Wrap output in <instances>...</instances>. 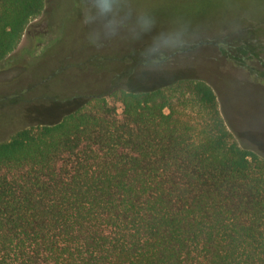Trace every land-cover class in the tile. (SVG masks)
<instances>
[{"label": "trees", "instance_id": "trees-1", "mask_svg": "<svg viewBox=\"0 0 264 264\" xmlns=\"http://www.w3.org/2000/svg\"><path fill=\"white\" fill-rule=\"evenodd\" d=\"M44 9L0 0V63ZM0 264H264V158L205 81L94 97L0 142Z\"/></svg>", "mask_w": 264, "mask_h": 264}, {"label": "rangeland", "instance_id": "rangeland-1", "mask_svg": "<svg viewBox=\"0 0 264 264\" xmlns=\"http://www.w3.org/2000/svg\"><path fill=\"white\" fill-rule=\"evenodd\" d=\"M181 79L208 83L235 140L264 158V0H45L0 63V142Z\"/></svg>", "mask_w": 264, "mask_h": 264}, {"label": "crops", "instance_id": "crops-1", "mask_svg": "<svg viewBox=\"0 0 264 264\" xmlns=\"http://www.w3.org/2000/svg\"><path fill=\"white\" fill-rule=\"evenodd\" d=\"M261 80L255 81V85L264 86V81L262 82Z\"/></svg>", "mask_w": 264, "mask_h": 264}, {"label": "clouds", "instance_id": "clouds-1", "mask_svg": "<svg viewBox=\"0 0 264 264\" xmlns=\"http://www.w3.org/2000/svg\"><path fill=\"white\" fill-rule=\"evenodd\" d=\"M105 10H107V9H105Z\"/></svg>", "mask_w": 264, "mask_h": 264}]
</instances>
